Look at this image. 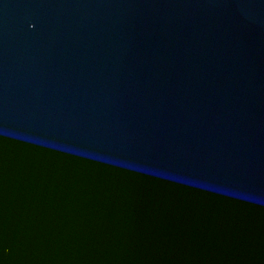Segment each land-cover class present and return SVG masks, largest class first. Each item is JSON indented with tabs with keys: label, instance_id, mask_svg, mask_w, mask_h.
I'll list each match as a JSON object with an SVG mask.
<instances>
[{
	"label": "water",
	"instance_id": "water-1",
	"mask_svg": "<svg viewBox=\"0 0 264 264\" xmlns=\"http://www.w3.org/2000/svg\"><path fill=\"white\" fill-rule=\"evenodd\" d=\"M0 264H264V0H0Z\"/></svg>",
	"mask_w": 264,
	"mask_h": 264
}]
</instances>
